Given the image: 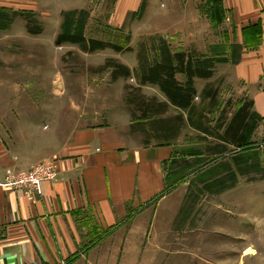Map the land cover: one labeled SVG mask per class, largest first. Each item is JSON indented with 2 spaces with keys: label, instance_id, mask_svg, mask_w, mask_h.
Wrapping results in <instances>:
<instances>
[{
  "label": "rangeland",
  "instance_id": "rangeland-1",
  "mask_svg": "<svg viewBox=\"0 0 264 264\" xmlns=\"http://www.w3.org/2000/svg\"><path fill=\"white\" fill-rule=\"evenodd\" d=\"M39 2L37 10H0V136L7 147L6 166L20 161L21 166H32L8 169L4 178L36 166H53L54 181L55 155L71 143L78 128L126 127L141 135L145 145H179L178 156L165 167V179L167 188L181 185L187 192L176 220L180 246L189 248L181 250L180 264H264V123L254 119L247 145L233 146L222 137L231 120L227 122L230 101L221 100L226 93L219 77L212 83L208 79L196 83L200 91L193 104L204 109L205 135L187 124V112L173 106L158 86L140 84L136 77L141 51L150 64L158 61L165 47L172 53L203 56L209 42L191 44L185 37L167 42L158 31L161 24L187 20L192 11L203 19L199 0H194L195 8L187 6L182 12L172 3L166 10L160 0H64L61 11L60 0ZM61 33L82 35L105 46L90 51L88 44H56ZM115 45L122 50H114ZM216 49L221 57L213 60L214 68L228 62L229 45ZM117 65L128 68L129 74L114 79ZM178 80L184 81L182 76ZM212 92L214 100L209 101ZM144 111L147 115L142 117ZM174 117H181L183 124L165 142L149 122ZM194 152L200 155L187 156ZM4 178L3 187L12 191L4 186ZM208 229L211 236L206 233L204 239ZM193 252L192 261L187 254Z\"/></svg>",
  "mask_w": 264,
  "mask_h": 264
},
{
  "label": "crops",
  "instance_id": "crops-1",
  "mask_svg": "<svg viewBox=\"0 0 264 264\" xmlns=\"http://www.w3.org/2000/svg\"><path fill=\"white\" fill-rule=\"evenodd\" d=\"M160 1L166 10L171 3L180 12L194 7V0ZM200 1L204 18L192 11L178 24H161L162 39L209 42L200 58L212 60L221 57L216 48L229 45L228 62L213 67L204 80L223 82L221 100L230 101L227 122L247 104L264 123V0H202L201 10ZM39 4L0 0V10H37ZM213 7L218 19L212 17ZM201 80L194 79L196 91ZM70 138L55 155L57 178L25 195L6 190L2 181L6 170L32 166H21L22 161L6 166L7 147L0 136V264H180L181 250L189 248L180 246L176 220L187 192L181 185L166 192L165 179L179 145L148 146L129 128L109 124L78 128ZM210 232L203 231L204 239ZM194 255L187 254L192 261Z\"/></svg>",
  "mask_w": 264,
  "mask_h": 264
},
{
  "label": "trees",
  "instance_id": "trees-1",
  "mask_svg": "<svg viewBox=\"0 0 264 264\" xmlns=\"http://www.w3.org/2000/svg\"><path fill=\"white\" fill-rule=\"evenodd\" d=\"M218 15V8L213 7L212 17L218 19ZM161 41L162 43L164 42L163 40ZM63 42L75 43L80 46L88 44L87 50L90 51L101 49L105 46L100 41L87 40L82 35L67 33H61L57 37L56 44ZM111 47L116 51L122 50L120 46L115 45ZM160 55L158 61L150 64L145 52H139L137 56V81L140 84L149 83L158 86L161 93L164 94L173 106L187 112V124L196 131L203 132L205 130L204 109L203 107L198 108L199 106L193 104V99L196 96L194 79L210 78L213 75V64L215 61L183 52L172 53L166 47ZM221 61L225 60L222 59ZM116 67L118 70L113 76L115 77L114 79H117L119 76L128 75L130 72L125 66L117 65ZM179 75L184 76L183 82L178 80L177 77ZM212 99L214 100V92L209 95V101H212ZM202 101H204V96H202ZM145 115H147L146 111L142 112V117H145ZM256 118L259 119L255 114L250 113L248 105L244 104L231 119L230 125L224 131L223 139L236 147L242 144L247 145L248 128L250 123ZM149 124H151L152 130H154L159 138L164 139L165 142H169L173 135H177L180 132L183 120L181 117H174L153 120ZM198 155L200 154L197 152L187 154L189 157ZM171 188H167L166 192L170 191Z\"/></svg>",
  "mask_w": 264,
  "mask_h": 264
},
{
  "label": "built area",
  "instance_id": "built-area-1",
  "mask_svg": "<svg viewBox=\"0 0 264 264\" xmlns=\"http://www.w3.org/2000/svg\"><path fill=\"white\" fill-rule=\"evenodd\" d=\"M31 169L30 172L20 171L7 174L4 178V186L12 191H22L29 195L37 192L42 182L55 178L56 171L53 166H36Z\"/></svg>",
  "mask_w": 264,
  "mask_h": 264
}]
</instances>
